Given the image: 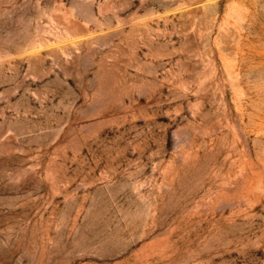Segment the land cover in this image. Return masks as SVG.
<instances>
[{"label":"rangeland","instance_id":"rangeland-1","mask_svg":"<svg viewBox=\"0 0 264 264\" xmlns=\"http://www.w3.org/2000/svg\"><path fill=\"white\" fill-rule=\"evenodd\" d=\"M0 264H264V0H0Z\"/></svg>","mask_w":264,"mask_h":264}]
</instances>
